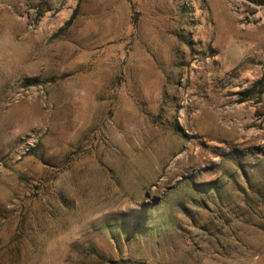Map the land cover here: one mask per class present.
Instances as JSON below:
<instances>
[{
	"label": "rangeland",
	"instance_id": "1",
	"mask_svg": "<svg viewBox=\"0 0 264 264\" xmlns=\"http://www.w3.org/2000/svg\"><path fill=\"white\" fill-rule=\"evenodd\" d=\"M0 264H264V0H0Z\"/></svg>",
	"mask_w": 264,
	"mask_h": 264
}]
</instances>
